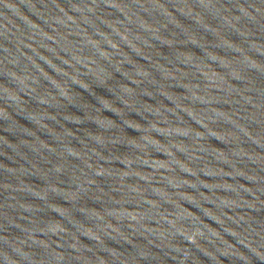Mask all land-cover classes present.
I'll list each match as a JSON object with an SVG mask.
<instances>
[{"label": "water", "instance_id": "1", "mask_svg": "<svg viewBox=\"0 0 264 264\" xmlns=\"http://www.w3.org/2000/svg\"><path fill=\"white\" fill-rule=\"evenodd\" d=\"M0 264H264V0H0Z\"/></svg>", "mask_w": 264, "mask_h": 264}]
</instances>
